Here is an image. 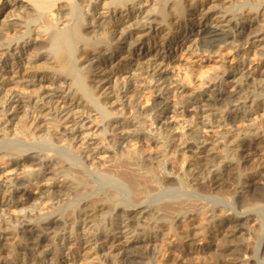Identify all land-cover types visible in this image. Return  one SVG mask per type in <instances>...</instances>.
<instances>
[{
    "label": "bare ground",
    "instance_id": "6f19581e",
    "mask_svg": "<svg viewBox=\"0 0 264 264\" xmlns=\"http://www.w3.org/2000/svg\"><path fill=\"white\" fill-rule=\"evenodd\" d=\"M0 133V264H264V0H0Z\"/></svg>",
    "mask_w": 264,
    "mask_h": 264
},
{
    "label": "rangeland",
    "instance_id": "374dc122",
    "mask_svg": "<svg viewBox=\"0 0 264 264\" xmlns=\"http://www.w3.org/2000/svg\"><path fill=\"white\" fill-rule=\"evenodd\" d=\"M209 35L207 34V31H205L202 36L199 37V45L200 46H207L208 44V40H209ZM189 58V56H187L185 58V60H181L180 62H178L179 65H181L183 68L184 67H189L191 70H194L195 72H199L201 69H204L205 71L212 69L214 66H216V64L220 63L222 59L218 58L217 60H210L209 62H207V59H204L203 61H201L200 58H198L196 55L192 56L191 59L188 60V63L186 62L187 59ZM229 60V59H226ZM25 87V86H23ZM161 102V99L159 98H155L153 100H151L150 104L146 107L147 109H150L153 105L157 104ZM1 134V133H0ZM56 138H54V142L56 144H60V139L61 137L59 135H55ZM254 158V157H252ZM33 164L36 162H33L34 160H30ZM249 165H253L252 163Z\"/></svg>",
    "mask_w": 264,
    "mask_h": 264
}]
</instances>
